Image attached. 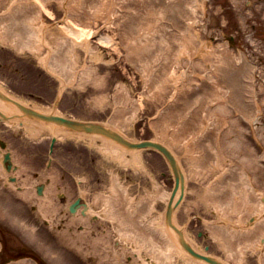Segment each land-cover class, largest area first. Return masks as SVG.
<instances>
[{
	"label": "bare ground",
	"instance_id": "bare-ground-1",
	"mask_svg": "<svg viewBox=\"0 0 264 264\" xmlns=\"http://www.w3.org/2000/svg\"><path fill=\"white\" fill-rule=\"evenodd\" d=\"M189 1L182 4L181 0H0V45H9L19 53H26V50L33 53L39 63L61 81V90L62 86L71 84L79 89L84 87L83 90L90 95L87 102L92 108L96 102L100 109H105L108 104L113 107L106 120L101 118L102 122L94 120L90 124H76L75 121L62 119L56 113L40 112L38 108L29 111L27 107L18 106V102L14 104L13 98L10 97L12 101L6 98L5 89L0 84V109L12 118L9 123H12L13 128L21 124L23 132L29 136H37L45 131L44 127L37 126L32 120L27 119L28 122L23 121L24 124L13 120L18 119L19 110L37 120L40 119L38 115L49 117L44 123L49 125L52 133L57 128L64 136L69 135L67 132L73 133L72 139L83 140L85 144L99 150L107 160L117 164L115 168L109 169L110 175L113 173L110 177L112 182L124 183L123 176L130 172L129 166L136 159L143 174H148L150 178L155 174L146 171L142 155L134 151L140 147L138 141L125 133V130L132 128L131 120L147 104L151 108L147 123L149 130L153 131L150 141L154 140L157 145L168 149L173 158L176 156V193H172L171 198L163 191L162 184L153 181L155 188L152 191L145 190L146 194L150 192L151 195H145L150 207L145 202L139 204L140 200H137L132 204V209L117 199L116 202H103V209L98 208L99 205H88V211L81 212L82 204L77 202L79 207L75 208L74 213L70 212L67 226L64 224L67 228L61 229L60 236L70 239L65 244H73L79 251L88 250L89 253L82 251L83 257H120L129 264H249V255L255 257V264H264V201L261 202L264 196L249 185V180H244L246 177H242L244 185L240 186L237 182L236 175H241L240 162L234 160L236 164L224 165L226 157H241L243 162L250 165V181L257 182V179L252 178L255 174V166L249 157L252 151L241 142L232 141L225 145V134L220 140L218 130L226 124V117L221 114L223 106L210 107L215 102L220 101L223 105L229 102L246 117L253 116L255 111L258 114L259 106L252 95L251 84L254 65L243 53L232 54L226 45L227 38L214 45V35L206 31L209 25L202 22L200 17L207 14L205 0ZM49 3L55 4L58 14L49 8ZM46 17L55 19L59 25L51 27L52 23ZM181 17L191 21V24H184L180 21ZM168 21H173L178 31L169 30L166 25ZM17 24H21L23 31L31 33H23L20 28L17 29ZM100 25L103 30L96 35V28ZM46 33H50L51 37H46ZM50 44L54 46L53 51ZM43 45L47 52L39 56ZM105 48L109 51L107 54ZM81 53L82 71L75 76V72L69 73L68 70L76 67ZM114 54H118L117 58H114ZM122 59L133 65L140 78L141 86L135 94V88H130L119 78L111 90L107 89L103 74L99 72V68L105 66L104 63L113 65ZM206 78L210 80L209 85L204 83ZM89 82L100 85L95 95L87 88ZM224 86L227 89L225 91L222 88ZM244 94L250 98L246 100ZM203 113L206 115L203 116ZM220 141L224 144L218 148L217 142ZM89 150L90 154H95ZM175 150H181L182 155L179 156ZM67 157L70 158V155ZM180 167L185 177L181 175ZM24 170L25 167L15 172L3 166L0 173L3 172L8 180V174L16 178L17 174L24 175ZM74 174L78 175L76 180L80 181L83 195L86 188L90 189L85 184L89 175ZM47 176L49 178L45 177L44 183L47 187L50 185L47 189L45 185L46 193L35 195L33 199L41 215L50 219L49 224H54L61 217L57 207L61 206L65 210V204L57 197L58 200L54 201L52 187L58 184L54 183V175ZM188 178L196 182L190 188L196 199L214 207L210 211V217L213 218L206 222L208 238L222 249L224 256L212 254L217 258H207L200 252L207 253L204 247L197 245L179 228L175 205L185 203L188 205L187 211L191 207L190 202L184 200ZM222 179H225V183L217 184ZM27 180L28 176L23 177L21 183L25 185ZM218 187L226 189L217 191ZM113 188H117L116 197L121 194L127 197L129 187L114 183L111 190ZM18 194L26 196L28 189L20 188ZM99 196L105 195L95 192V200L100 201ZM237 198L242 207H239ZM68 199L67 195L65 200ZM158 199L164 205L169 203L168 208L165 213L152 214L148 219V209L152 210ZM8 207L11 209L10 205ZM97 220L108 221L119 231L120 238L132 248L124 246L114 252L105 246V251L95 253L93 244L104 246L96 240L101 232L97 231L94 238L81 223L94 225ZM18 222L27 232L34 230L24 222ZM75 223L80 229L74 228ZM87 237L91 241L82 242ZM53 259L59 262L60 257L54 255Z\"/></svg>",
	"mask_w": 264,
	"mask_h": 264
},
{
	"label": "rangeland",
	"instance_id": "rangeland-1",
	"mask_svg": "<svg viewBox=\"0 0 264 264\" xmlns=\"http://www.w3.org/2000/svg\"><path fill=\"white\" fill-rule=\"evenodd\" d=\"M187 1L189 0H181L182 4H186ZM231 2L235 3V5H230L222 2L221 0H205L207 14L204 17L200 15L202 18L201 21L207 22L209 25L206 27V31H209V33L211 31V35H214V45L219 43L225 35L231 34L234 36V44L230 45L228 42L226 44L231 50V53L237 54L239 50L245 54L248 60L257 64V69L255 70V81H253L252 84L254 99L258 102L260 114L257 119L255 118L254 121L250 122L229 102L225 103V105H223L220 101L215 102L212 103L210 107L223 106L221 107L223 110L221 114L224 115V118H227H225L226 124L218 130L220 140L225 134V145L231 143L232 141L235 143L236 141L243 143L251 149L252 154H250L249 157L255 166V174L252 175V178L255 180L257 179V182L250 181V165L243 162L240 159L241 157H226L227 161L224 165L236 164L234 160L238 163L240 162L241 164L239 165V170L241 175H236L237 182H239L240 186H242V177H246L244 180H249L250 184H248L252 185L255 189H257V192H261L264 196V0H254V4L252 6H247L245 0H231ZM49 4V8L54 11V14H58L55 4ZM46 18L52 23L50 24L51 27H57L59 25L55 19L52 20L49 17ZM180 21L186 23L187 19L185 17H181ZM20 22L22 23V21ZM172 23L174 22L168 21L166 23L167 28L173 32H176V30L178 31L179 28L176 29ZM16 26L17 29H21V24H17ZM96 29H98L97 35L103 30L101 25ZM21 31L23 33H31V31H23L22 29ZM46 37H51V34L46 33ZM46 43L48 44V42ZM53 49L54 46L52 45V51ZM105 49L106 51L104 52L107 54L109 51H107V48ZM46 52L47 50L43 45L39 56L45 55ZM117 55L118 54H114V58H117ZM82 59L83 53L80 54L79 62L76 67L74 69L71 68L73 70H68V72H75L76 76L81 70L80 66ZM174 60H178V58ZM115 63L116 64L113 65L104 63L103 66H105L99 68V72L103 74L104 83L107 84L106 88L111 90L117 84V79L119 78L124 81L126 85L129 84V80L130 84L128 86H130V88H135L133 93L135 94L138 92L137 89L140 88L141 82L133 65L128 63L125 59L119 60V62ZM113 68H115V72ZM109 71L110 73L108 74ZM131 77H134L133 81L131 80ZM0 84L7 92L27 104L40 108H50L54 102L55 96L59 92L61 81L56 77V75L51 74L44 66H42V64L38 61V57L33 55V53L27 50L26 53H19L9 45H0ZM98 86L100 87V85L96 83L89 82L87 88L91 89L92 94L95 95L99 91ZM222 88H224V91L227 90L225 86ZM83 89L84 87L79 89L75 84L66 85L65 87L62 86L56 112L79 119L101 121L102 118L106 120L111 114L113 107L108 104V106L105 105V109H100L97 108L99 104L96 102L94 103L95 107L92 108L87 102L90 95ZM146 105L143 106L142 110H140L138 116L131 120L132 128L130 130H125L128 137L141 139L151 138L153 136V131L149 130L147 123L150 118L151 108ZM205 113H203V116L206 115ZM34 123L37 126L42 128L44 127L45 131H41V133L37 136H29L23 132L21 127L13 128L7 122L0 121V136L7 140L15 163L20 165L21 169L25 167L23 172L24 175L22 173L20 176L17 175V183L21 184L22 178L28 176V182L25 185L27 186L29 194L32 191V185L37 180H42L47 175H54L56 180L54 183L58 185L52 187L54 194L53 197L55 198V187L60 186L63 190H66L69 198L71 199L81 193L80 186H78L76 181V177H78V175L74 173H86L89 175V179L85 184L89 186L90 189L86 188L84 190V196L91 204L93 203V206H101L103 205V202L107 201L116 202L117 199H119L123 204L128 202V199L123 198V194L116 197L115 191L117 188H113V190H111L113 184L115 183L116 185V181L113 183L110 179L109 169H112L113 167L115 168L117 164L107 160L104 156H102V154H100L99 150L85 144L83 140L76 141L72 139V136H74L72 134L67 133L69 135L64 136L62 131L58 129L55 130L57 137L55 150L51 153L53 158L52 162L50 166L47 167V157L49 155L48 144L51 138L49 131H51V129L48 124H41L36 121H34ZM224 139L222 140L224 141ZM223 141L218 142V148H220V144H224ZM214 148L218 150L217 145H214ZM89 149L93 150L95 154H90ZM134 151L136 153L140 152V155H142L146 171L149 173L153 172L155 174L151 176V178L148 174H146L148 176L147 178L138 167V159L132 163L133 165L129 166L131 169H129L130 172L128 173H132L134 175H138L140 173L143 174L142 183L147 180L146 184L150 187V191L155 188V185L152 183L154 181L155 184L156 182L162 184L165 191L168 192L172 187L173 177L165 159L158 152L151 149ZM175 152L179 156L182 155L181 150H175ZM68 154L70 155V158L67 157ZM145 154L149 156H145ZM261 155L262 157H259ZM111 175H113V173H111ZM132 177L133 178L128 176V179H132L129 180L130 182H136L139 179V177ZM224 180L225 179L218 181L217 184H224ZM206 183L207 181L204 182V184ZM193 185H196V182L188 178L185 186L184 200L189 201L191 207L187 211V204L180 203L177 206L175 209L177 223L184 226L186 235H188V237H190L197 245H200L201 248L207 244L209 245L208 252L216 256H224L222 249L220 247L218 248V245L212 242L211 238H208V228L206 226V222L207 220H211V218H213L210 217V211H212L214 207L211 204L207 205L205 202L198 201L196 199L194 193L190 192V188ZM218 188L219 190L217 191L226 189L225 187ZM137 190L138 189H135V186L132 185L129 189V196H134ZM97 191H103L105 195L99 196L100 201H97L94 198L95 192ZM139 191L145 194L143 187H140ZM148 196H151L150 192ZM94 200L95 202H93ZM54 201H56V198ZM237 202L239 203V207L243 206L242 203L238 201V198ZM261 202H263V200H261ZM145 205L150 206L147 199ZM153 205H155V208L151 211L150 216H152V214L158 215L162 213L163 201L158 199ZM61 208V206L57 207L59 215L62 211ZM0 215V221L6 220L7 218L10 219L12 217V214L9 211L5 212V210H1ZM30 216L31 215L27 210H24L21 213V217L27 221H29L28 219ZM75 225L76 223L74 226ZM91 229L99 230L102 229V227L95 225ZM247 260L249 261V264H255L256 259L254 256L248 255Z\"/></svg>",
	"mask_w": 264,
	"mask_h": 264
},
{
	"label": "flooded vegetation",
	"instance_id": "flooded-vegetation-1",
	"mask_svg": "<svg viewBox=\"0 0 264 264\" xmlns=\"http://www.w3.org/2000/svg\"><path fill=\"white\" fill-rule=\"evenodd\" d=\"M0 238L2 240V247L0 249V264L11 258V256H20L25 254V256H30L32 258L40 259L41 254L37 251L39 250L37 246H33L28 243V241H20V243L15 242V235L6 231L0 225ZM45 264V263H44Z\"/></svg>",
	"mask_w": 264,
	"mask_h": 264
},
{
	"label": "water",
	"instance_id": "water-1",
	"mask_svg": "<svg viewBox=\"0 0 264 264\" xmlns=\"http://www.w3.org/2000/svg\"><path fill=\"white\" fill-rule=\"evenodd\" d=\"M18 106H20V107H24V108H26L25 106H23V105H21V104H17ZM27 110H32V109H29V108H26ZM1 115H2V113H0ZM23 114L24 115H26L24 112H23ZM41 116V115H40ZM39 115H38V117L40 118V119H47V118H49V117H45V116H41L40 117ZM32 117V116H31ZM62 118V117H61ZM62 119H64V118H62ZM73 121V120H72ZM72 121H70V122H72ZM76 124H82V125H85V123H79V122H76ZM164 149V148H163ZM208 258V257H207ZM209 259H211V258H209Z\"/></svg>",
	"mask_w": 264,
	"mask_h": 264
}]
</instances>
